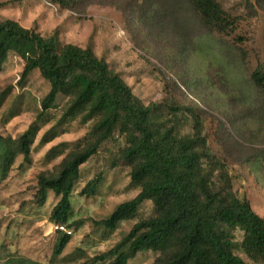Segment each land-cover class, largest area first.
<instances>
[{
	"label": "rangeland",
	"instance_id": "rangeland-1",
	"mask_svg": "<svg viewBox=\"0 0 264 264\" xmlns=\"http://www.w3.org/2000/svg\"><path fill=\"white\" fill-rule=\"evenodd\" d=\"M216 1L233 24L225 34L208 30L184 0H0V20L55 36L62 45L92 47L144 105L161 104L164 113L176 109L177 120H169L180 121L183 133L191 131L197 117L212 154L227 163L234 191L264 220V87L253 78L255 72L264 76V0ZM23 68L24 62L11 53L0 72V136L17 139L31 126L37 128L31 162L21 167L22 157H17L0 181V264L49 262L57 232L49 219L59 199L49 193L39 207L37 178L54 174L92 128L91 122L79 120L60 124L61 98L39 118L49 84L37 70L22 81ZM123 145L116 135L80 168L71 240L55 264L63 258L89 264L138 220L152 216L153 206L145 202L136 218L120 223L113 233L97 225L139 193L130 184V169L117 157ZM54 147L60 155L49 160L46 154ZM98 174V193L80 196ZM234 238L240 244L242 233L235 232ZM155 258L152 252L142 253L128 264H153Z\"/></svg>",
	"mask_w": 264,
	"mask_h": 264
},
{
	"label": "trees",
	"instance_id": "trees-1",
	"mask_svg": "<svg viewBox=\"0 0 264 264\" xmlns=\"http://www.w3.org/2000/svg\"><path fill=\"white\" fill-rule=\"evenodd\" d=\"M184 1L208 30L225 34L234 29L216 0ZM11 53L24 62L22 81L37 70L49 84L39 118L61 98L60 124L92 123L89 135L66 154L54 174L42 173L37 178L39 207L49 193L59 199L50 224L70 227L80 168L104 144L115 141L116 135L124 140L117 157L130 169V184L139 193L97 225L113 233L120 223L136 218L143 203L153 206L152 216L138 220L113 248L89 264H128L148 252L156 255L153 264H248L237 250L254 264L264 263V220L234 191L228 165L212 154L197 117L191 131L183 133L180 121L175 125L169 120H177L172 113L176 109L164 113L161 104L144 105L92 47L62 45L55 36L43 37L15 21L0 20V72ZM253 78L264 87L260 72ZM36 133L33 125L17 139L0 136V181L7 178L17 157H22L21 167L31 162ZM60 152L52 148L47 159ZM101 185L102 174H98L79 195L95 196ZM237 231L242 233L240 244L234 238ZM53 237L50 260L45 264H55L71 240V235L59 231ZM67 259L59 264H70ZM22 264L43 263L23 260Z\"/></svg>",
	"mask_w": 264,
	"mask_h": 264
},
{
	"label": "built area",
	"instance_id": "built-area-1",
	"mask_svg": "<svg viewBox=\"0 0 264 264\" xmlns=\"http://www.w3.org/2000/svg\"><path fill=\"white\" fill-rule=\"evenodd\" d=\"M54 229L56 231L62 232V233H66L67 235H71L72 232L71 230H69L66 226L64 225H55Z\"/></svg>",
	"mask_w": 264,
	"mask_h": 264
}]
</instances>
